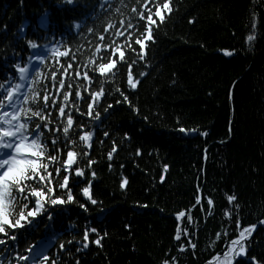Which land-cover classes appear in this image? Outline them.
I'll return each instance as SVG.
<instances>
[{
    "label": "trees",
    "instance_id": "1",
    "mask_svg": "<svg viewBox=\"0 0 264 264\" xmlns=\"http://www.w3.org/2000/svg\"><path fill=\"white\" fill-rule=\"evenodd\" d=\"M164 2L172 12L162 9L160 21L155 11ZM147 15L155 22L154 41L139 59L130 37L142 38ZM119 50L127 62L120 61ZM224 50L236 54L229 57ZM113 60L109 73L91 71ZM16 65L27 69V78L14 83L25 86L29 99L44 92L66 110L78 106L83 113L92 103L93 115L74 121L80 134L93 132L94 142L86 148L70 130L68 146L54 154L64 161L66 152L74 151L85 172L70 189L75 202L60 206L52 220L34 217L28 231L0 234L3 264H23L18 254L32 257L29 264H49L45 255L59 264H162L169 255L171 264H210L226 248L227 241H217L216 234L238 233L241 225L257 226L248 255L264 260V224L259 223L264 221V0H0V84L18 76ZM85 71L91 83L83 78ZM72 88L81 93L74 101ZM97 91L99 104L83 99ZM118 91L127 102L117 104ZM49 112L56 123L58 109ZM113 144L117 151L109 160ZM41 163L49 164L44 158ZM61 166L49 164L48 170ZM124 179L129 183L121 189ZM89 180L99 203L88 202L85 211L79 204L86 203L81 190ZM197 194L203 197L200 206ZM229 194L238 196L239 209L227 202ZM208 198L213 205H207ZM182 211L186 216L177 219ZM86 226L97 228L100 246L90 233L89 248H82ZM183 229L191 235L177 241V230Z\"/></svg>",
    "mask_w": 264,
    "mask_h": 264
},
{
    "label": "snow or ice",
    "instance_id": "2",
    "mask_svg": "<svg viewBox=\"0 0 264 264\" xmlns=\"http://www.w3.org/2000/svg\"><path fill=\"white\" fill-rule=\"evenodd\" d=\"M66 3L72 4L74 0H65ZM162 9H167L169 13L172 12L170 4L164 2L155 11V16L159 18L160 21L164 20V15L162 14ZM154 20L152 15H147V25L146 32L143 34L142 38H132L134 39L135 46L139 47L140 53L138 54L139 59H145L143 53L148 42L154 41L153 26ZM128 27H132L129 23ZM249 41L253 40L252 36L248 37ZM35 47V45H32ZM135 49L129 47V52H134ZM225 55L231 57L236 53L234 51L224 50ZM61 55H64L63 53ZM120 61L127 62L125 60V52L119 50L118 52ZM116 66V61L113 60L108 63H99L98 69L93 66L92 72L98 71L100 74L109 73L110 69ZM18 70L17 75H10L7 82L0 84V234H8L13 230L16 233L23 231H28L30 226L35 224L36 221L34 217L40 215H46L49 220L54 219L53 213L57 210H62L60 206L66 205L74 201V195L71 192V188L82 182L85 177V172L83 169L76 165V153L74 151L68 150L66 152V160L58 161L57 155L54 153H60L61 145L65 147L68 146V141L71 139L72 131L75 129V134L78 135L79 141L82 142L86 148L91 147L93 141V132L84 130L83 134H80V129L76 127V121H74V116L77 117V121L82 120L86 115H93L92 109L93 104L88 103L87 113L79 112V107L73 108L72 111L66 110L65 106L55 100H53L49 95L44 92L39 93V96L33 95L31 99L22 90L25 86L22 83H14L17 79L23 81L27 78V69L16 65ZM89 71L83 73V78L89 80ZM144 76V73L140 74ZM128 85L131 88H136V82L133 80L132 73L129 72ZM92 81L89 80V83ZM60 87L64 89H69V84L60 81ZM79 86V85H77ZM72 92L73 101L81 97V93L76 91L75 88L70 89ZM118 94L122 97L121 101H117V104L128 101V97L119 92ZM63 97L64 104L70 103L69 95L67 91L60 93ZM102 93L100 91L90 92L87 96H84L85 101L93 100L97 104L99 101L97 97H100ZM104 99L108 98V94H103ZM39 97H42L40 99ZM22 101H27L28 107L22 105ZM58 109L59 120L53 123L51 118V113L49 109ZM109 105L108 108H111ZM129 107L131 104L129 102ZM108 109H105L107 111ZM137 114L139 109H132ZM77 113L79 115L77 116ZM95 117L98 119L99 113H95ZM66 118V120H65ZM146 120L147 117H144ZM195 131V130H193ZM63 134V138L61 135ZM107 131L104 132V137H109ZM127 135V134H126ZM202 135L208 136V132H203ZM7 150V151H3ZM117 151L115 144H113L112 151L108 153L109 160L112 159L113 153ZM139 154V152H138ZM84 158H87V152L82 153ZM41 158L46 159L49 164L61 163L62 166L59 168H54L53 171H49V164L41 163ZM95 161L88 159V164H94ZM111 167V165H109ZM167 170V166H165ZM93 179L96 177L95 171L91 172ZM55 177V182L53 184V179ZM62 177V179H60ZM163 180V177L161 178ZM129 183L127 179H124L120 184L121 189ZM89 186L83 187L82 195L86 198V203L79 204L81 209L87 211L88 202L91 205H97L99 202L93 198V193L90 192L92 187V181H88ZM66 193V198L63 195ZM227 202L233 205V209H239V198L235 194L227 195ZM203 197L200 194L196 195L195 205L200 206ZM13 202H15L16 208L15 212L12 210ZM207 205L211 206L214 204L213 199L208 198L206 201ZM211 212V209H209ZM226 216H232V211H226ZM185 212H180L177 219L180 217H185ZM191 220V217H187ZM239 223V221H237ZM260 224H264V221H259ZM256 225H251L244 227L241 225V229L238 233H217V241H227L226 248L221 253L214 255L210 264H241V260L246 262V264H264V260H259L257 256H249L250 251V237ZM95 234L97 239L94 243L97 246L102 244L103 237L100 236L97 228L95 227H85L83 233V241L80 242L83 249L89 248L88 238L89 234ZM188 233L187 229L177 230L176 240L180 241L181 236ZM107 236V233H104ZM235 237V238H232ZM11 239L15 241L17 239L16 235H12ZM69 245L73 241L67 242ZM5 244V241L0 239V245ZM194 250L196 245H191ZM61 249L67 251L65 244L60 245ZM185 249L181 247L180 251L183 252ZM80 248L77 249V252ZM222 257V259H221ZM18 261L23 262V264H29V261L33 259L29 256H24L18 254L15 257ZM172 257L169 255L166 257L162 264H171ZM43 261H48L49 264H59L58 261H50L48 256H43ZM0 264L3 261L0 260ZM11 264V260H9ZM76 264H80L79 260Z\"/></svg>",
    "mask_w": 264,
    "mask_h": 264
}]
</instances>
